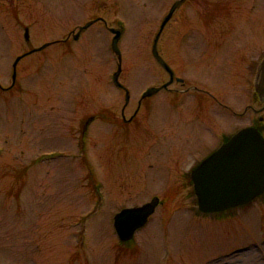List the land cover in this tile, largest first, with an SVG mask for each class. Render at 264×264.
Returning <instances> with one entry per match:
<instances>
[{"label": "rangeland", "instance_id": "obj_1", "mask_svg": "<svg viewBox=\"0 0 264 264\" xmlns=\"http://www.w3.org/2000/svg\"><path fill=\"white\" fill-rule=\"evenodd\" d=\"M94 14L107 26L95 23L72 40ZM158 15V0H0V264H264L261 204L195 215L176 181L143 177L130 153L114 159L109 125H90L81 144L87 117L120 116L124 103L112 84L117 60L107 28H124L119 82L135 108L157 82ZM21 25L29 26L28 43ZM68 35L67 44L22 60L5 90L18 56ZM152 196L164 206L132 245L118 242L114 214Z\"/></svg>", "mask_w": 264, "mask_h": 264}, {"label": "flooded vegetation", "instance_id": "obj_2", "mask_svg": "<svg viewBox=\"0 0 264 264\" xmlns=\"http://www.w3.org/2000/svg\"><path fill=\"white\" fill-rule=\"evenodd\" d=\"M94 4L90 6L93 8ZM262 4L264 7V0H158L155 36L158 35L160 60L154 63L157 82L137 97L135 108L129 94L120 116L107 112L93 118V123L110 126L115 160L130 153L145 167L143 177L176 181L177 195L186 193L184 199L195 215L224 217L253 203L264 208L263 193L247 205L202 215L197 210L192 180L193 170L241 131H254L264 139ZM90 22L105 27L108 24L106 18L95 14ZM118 27L116 22L115 28ZM21 28L25 33L29 26ZM111 29L107 28L109 32ZM69 38L70 35L52 44L65 45ZM34 49L23 52L20 56L27 55L20 62L34 54H30ZM150 88L156 92L143 98ZM119 90L126 98L128 89L124 86ZM132 108L126 117L125 111ZM122 137L127 146H119ZM79 148L84 150V146ZM155 198L158 205L153 215L164 202L152 196L144 203ZM136 234L122 244L132 245Z\"/></svg>", "mask_w": 264, "mask_h": 264}, {"label": "water", "instance_id": "obj_3", "mask_svg": "<svg viewBox=\"0 0 264 264\" xmlns=\"http://www.w3.org/2000/svg\"><path fill=\"white\" fill-rule=\"evenodd\" d=\"M87 24L80 31L89 27ZM114 37L111 42L113 53L121 62L118 42L122 29H112ZM27 38V34L25 36ZM75 36L74 38H76ZM158 35L155 37L152 54L159 61L157 52ZM47 45L41 47L44 49ZM21 58L13 63L12 85L16 78V66ZM120 65L113 75L116 86ZM156 89L146 91L148 97ZM128 97H126V102ZM194 191L198 211L202 214H214L228 209L246 205L264 193V139L259 133L248 129L234 135L226 144L218 148L212 155L202 161L192 172ZM158 199L138 208L124 209L114 216V229L121 242L130 241L136 231L142 228L154 213Z\"/></svg>", "mask_w": 264, "mask_h": 264}]
</instances>
